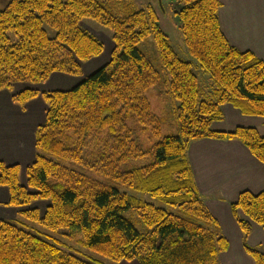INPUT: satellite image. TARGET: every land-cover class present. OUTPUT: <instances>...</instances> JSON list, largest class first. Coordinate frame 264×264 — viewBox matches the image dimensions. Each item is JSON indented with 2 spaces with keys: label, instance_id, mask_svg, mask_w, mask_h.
<instances>
[{
  "label": "trees",
  "instance_id": "16d2710c",
  "mask_svg": "<svg viewBox=\"0 0 264 264\" xmlns=\"http://www.w3.org/2000/svg\"><path fill=\"white\" fill-rule=\"evenodd\" d=\"M174 1L185 50L212 81L209 93L193 63L174 50L151 4L9 0L0 9V89L11 91L16 103L41 95L47 105L25 185L18 164L0 161V185L7 187L10 205L47 202L42 214L34 207L20 210L19 219H0V264L103 262L64 250L29 231L21 219L50 231L67 229L69 236L78 233L82 246L115 262L219 264L228 242L195 186L187 150L192 140L235 139L264 164V136L255 128L211 127L222 119L226 103L243 115L264 117V62L229 43L220 26L219 0ZM85 18L110 29L109 61L67 90H15L18 83L38 85L53 73L80 76L82 64L103 53L104 43L83 26ZM149 36L170 76L167 93L179 102L176 134L161 136L163 119L146 94L162 83L160 71L139 48ZM137 131L158 138L146 152L134 137ZM144 158L146 163H136ZM231 209L246 252L264 264V245L247 243L252 223L264 225V189L241 191Z\"/></svg>",
  "mask_w": 264,
  "mask_h": 264
},
{
  "label": "crops",
  "instance_id": "0c3cea01",
  "mask_svg": "<svg viewBox=\"0 0 264 264\" xmlns=\"http://www.w3.org/2000/svg\"><path fill=\"white\" fill-rule=\"evenodd\" d=\"M219 2L220 26L229 43L240 50L252 51L264 62V0ZM100 60L93 58L87 61V65L83 63L82 72L85 67L87 75L91 74ZM81 80L79 76L53 73L38 84L37 89L67 90ZM11 96V91L0 89V161L8 165L18 164L20 172L24 173L25 167L35 159V132L44 122L47 105L41 95L24 104L14 102ZM221 108L223 117L212 123V129L232 131L237 126L253 127L264 136V117L243 115L228 103ZM187 157L205 207L228 242L227 249L219 255V264H256L243 246L242 231L233 216L231 203L241 191L258 193L264 189V164L235 139L192 140ZM8 201L9 191L0 185V219H19L20 209ZM247 243L252 247L264 245V225L252 223ZM116 264L138 262L123 260Z\"/></svg>",
  "mask_w": 264,
  "mask_h": 264
},
{
  "label": "rangeland",
  "instance_id": "374dc122",
  "mask_svg": "<svg viewBox=\"0 0 264 264\" xmlns=\"http://www.w3.org/2000/svg\"><path fill=\"white\" fill-rule=\"evenodd\" d=\"M8 1L9 0H0V9L4 8L5 5L8 3ZM134 2L138 8H145L148 4H151L154 6V8H156L159 17V24L162 30L164 31V33L169 37V40L171 41V45L173 46L174 50L179 54L180 57L184 58L187 61H191L193 63V68L195 70V73L199 77L201 87L204 89L205 92L209 93L212 86V81L210 80L209 76L199 68L196 60L192 58L185 50L183 37L178 28V19L175 15V11L178 8L179 4L178 3L176 4L174 0H134ZM83 24H84L83 26L86 29H88L90 32L95 34L104 43L103 53L99 57H97L100 58L102 61L100 60L101 61L100 64L97 67H95L94 70H96V68L98 69L99 67L105 65L110 59V52L113 47V43L111 41L112 33L109 28L100 25L99 23H97L96 21L90 18L83 19ZM139 48L152 61V63L155 65L156 69L160 71L162 76V83L151 86L146 93L151 103L153 112L158 116H161L163 119L161 136L168 134H176L177 127H176L174 109L178 106L179 102L174 98L169 97L167 93L166 81L169 79L170 76L168 71L164 69L161 65L158 54L159 52L156 48L153 37L149 36L145 40L141 41L139 44ZM84 63H86L85 65H87V61ZM86 70L87 68L85 69L84 67L83 72L79 77L84 78L83 76H87ZM26 86L38 87V85L18 83L15 85V90H21ZM134 137L138 141V144L140 145L141 149L144 150L145 152L148 151L152 147L153 143L156 142V140L158 139L152 137L151 134L149 135L148 133H144L140 131H137L134 134ZM144 159L136 161V163L138 165H142L147 162V158ZM19 180L21 184L25 185L26 183L25 172L24 173L20 172ZM142 197L145 200L150 201L151 203H155V199H153L151 196L147 194L142 195ZM46 204H47L46 201L38 200L32 202L29 206L19 209L23 210L26 208L36 207L38 208L39 212L42 214ZM126 216L131 217V213L130 212L126 213ZM134 218H136V215L132 217V220L137 226V228L139 230L144 231L143 226L137 221H135ZM21 221L25 223V226L29 231L44 237L45 239L55 243L56 245L60 246L61 248H63L68 252H72L86 259L89 257L103 259L102 264L117 263L110 259L101 258L99 255L93 253L92 251L82 246L78 241L82 236L78 233H76L73 236H69L68 235L69 231L67 229L50 231L45 229L38 223H34L26 219H21Z\"/></svg>",
  "mask_w": 264,
  "mask_h": 264
}]
</instances>
